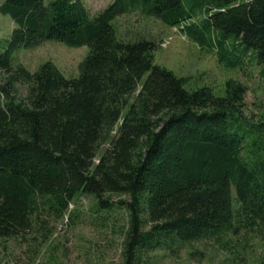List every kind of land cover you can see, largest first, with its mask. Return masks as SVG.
I'll use <instances>...</instances> for the list:
<instances>
[{
  "label": "trees",
  "instance_id": "1",
  "mask_svg": "<svg viewBox=\"0 0 264 264\" xmlns=\"http://www.w3.org/2000/svg\"><path fill=\"white\" fill-rule=\"evenodd\" d=\"M0 12L14 24L0 54V239L25 238L88 195L128 213L122 264L208 237L264 242V113L245 114L247 87L188 89L154 63V40L116 27L131 13L178 27L231 68L249 51L264 81V0H113L92 16L82 0H2ZM46 41L87 47L76 77L51 62L12 66V52Z\"/></svg>",
  "mask_w": 264,
  "mask_h": 264
},
{
  "label": "rangeland",
  "instance_id": "2",
  "mask_svg": "<svg viewBox=\"0 0 264 264\" xmlns=\"http://www.w3.org/2000/svg\"><path fill=\"white\" fill-rule=\"evenodd\" d=\"M112 1L82 0L91 16ZM47 2L44 0V3ZM201 18L198 16V19ZM116 27L118 35L125 40H154V63L178 77L186 78L188 89L207 86L215 94L221 95L225 82L232 79L247 87L245 114L253 119L264 113V81L259 74L260 66L251 52L240 57L239 66L231 68L217 61L216 52L201 49L187 39L178 27H167L158 20L141 17L138 13L120 16ZM13 28L9 16L0 12V54L5 51ZM225 45L235 55H240L238 51L243 50L241 45L233 49L230 41ZM87 52L86 46L76 48L46 41L34 49L12 52V66L21 64L33 72L42 63L51 62L65 77L71 78L77 76L78 64ZM23 92L21 89L20 94ZM119 199L126 198L117 195L110 198L115 204ZM68 211L62 218L44 224V228L39 229L35 224L25 238L0 239V264L123 263V243L128 226L125 209L115 206L110 211L101 210L93 197L79 195ZM241 234L240 241L225 235L219 239L208 237L194 243H180L172 251L161 248L151 250L144 254L140 264L144 261L148 264H237L238 261L240 264H261L264 261V242L258 235ZM235 240L237 245L234 248L229 250L228 246L223 247L225 241Z\"/></svg>",
  "mask_w": 264,
  "mask_h": 264
}]
</instances>
